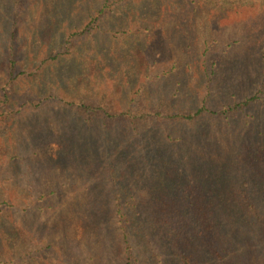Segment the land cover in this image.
<instances>
[{"label": "trees", "instance_id": "trees-1", "mask_svg": "<svg viewBox=\"0 0 264 264\" xmlns=\"http://www.w3.org/2000/svg\"><path fill=\"white\" fill-rule=\"evenodd\" d=\"M100 1V9L94 15L86 13L80 28L49 35L41 48L31 34L36 25L29 16L32 0H7L5 10H0V188L7 182L12 185L10 181L16 187L24 184L19 194L11 189L0 202L2 239L18 234L23 253L17 260L22 264H57L52 259L55 250H49L47 224L37 218L48 220L54 210L49 202L60 201L66 188L79 194L85 212H94L92 200L98 196L87 173L93 169L103 176V197L96 210L106 226L98 230L108 235L110 247L105 258L100 239L83 241L82 251L88 257L78 262L79 256L75 264H264V0ZM133 6L144 18L166 7L173 12L196 13L207 8L217 16L238 12L249 16L247 23L256 41L247 58L253 92L228 89L231 81L225 69L229 64L214 52L206 58L210 64L203 61L195 81L173 91H157L155 96H150V76L138 73L144 76L140 80L146 78L147 87L139 84L130 89L127 103L114 92L112 83L82 87V81L64 88L56 80L45 81L48 70L50 77L58 78L55 68L75 69L84 62L88 54H82L81 47L99 29L104 40L101 48L115 43L135 50L131 62L134 71L136 67L142 72L138 42L148 29L143 33L128 20L137 16ZM119 13L125 20L123 29L99 27ZM239 56L241 61L247 57ZM52 109L78 128L79 146L86 151L78 148L76 160L62 157L60 162L43 166L45 174L62 171L65 176L47 180L44 187L29 188L26 179L35 175L30 172L26 178L24 168L41 167L20 162L24 160L16 153L23 155L26 148L22 144L10 148L16 142L10 124L49 120ZM153 135L159 148L150 151ZM99 148L105 150L104 158ZM120 150L123 153L118 156ZM117 156L132 161L131 167L145 168L149 179L159 175L155 170L160 167V180L165 179L171 189L162 191L157 201L151 198L155 190L151 186H144L141 194L136 192L124 176L127 167L120 168ZM68 165L78 176L70 175ZM96 221L93 225H100ZM64 242L73 249L69 241L62 246Z\"/></svg>", "mask_w": 264, "mask_h": 264}, {"label": "rangeland", "instance_id": "rangeland-1", "mask_svg": "<svg viewBox=\"0 0 264 264\" xmlns=\"http://www.w3.org/2000/svg\"><path fill=\"white\" fill-rule=\"evenodd\" d=\"M38 1L40 9H37L35 4ZM7 0H0V10H5ZM131 4V3H130ZM164 4V3H163ZM32 9L29 16L35 21L36 24L33 29L35 32H31L36 40V46L41 48L46 38L49 35L63 34V31L67 29H77L83 24V18L88 14H96L97 10L101 7L100 0H32ZM136 6V5H135ZM134 7V6H133ZM134 12H137L136 17H132L128 20L134 21L133 24L137 25V28L141 27L142 32L146 33L142 41L138 42V46L142 49V62L140 66L143 68L142 72L133 68L131 62L132 58H135V50H131L129 47L113 44L112 47L104 48V40L102 36L99 37L100 29L97 30L98 34L94 33L93 40L81 47L82 54H88L87 59L75 69H68L65 65H60L54 69V73L58 78H52L50 71L44 75L45 81L56 80L59 84L65 87L78 85L83 81L82 87H86L88 84H94L96 86L103 85L108 86V83H112L113 87L117 89L114 91L116 94L123 98V103H127L130 89H135L139 84L145 85L146 78L140 80L144 76H137L138 73H146L150 76L151 92L150 96H155V92L178 88L191 81H195L197 77L202 73L203 61L210 64V60L206 59L208 54L214 52L216 56L225 59L223 62L228 63L225 74L230 77V90L239 91L242 94H248L253 92L252 86L248 83L250 75H248V55H250L252 49L256 48V41L250 29V23H247L249 16L241 14L236 15H216L209 9H201L196 13H185L178 10L177 12L169 11V7L158 9L154 13H149L148 17L144 18L143 15L138 14L137 9L134 7ZM3 16V11H0V17ZM100 19V18H99ZM105 19V18H103ZM102 20V19H101ZM139 22V24H138ZM123 23L125 20L122 18V14L119 13L114 19L106 18L99 27L103 30H107L114 26L115 29H123ZM132 25V24H131ZM137 32L140 29H136ZM2 35V33H1ZM1 41V40H0ZM91 46H95L91 50ZM91 50V51H90ZM246 54L245 59H240L239 54ZM217 58V57H216ZM67 65V64H66ZM234 70L232 69V66ZM144 71V72H143ZM204 74V73H203ZM40 81H43L41 79ZM186 86V85H185ZM156 89L154 90L153 88ZM53 117L49 120L31 124L26 121L20 120L18 123L12 122L11 133L16 134L13 136L16 142L12 141L9 145L10 148H17L19 144L26 148L23 155L16 153L23 161H20L24 165L36 164L41 169L36 168L33 171H27L25 167L24 172L27 176L34 174V179L29 177L26 179L27 187L31 188L34 185L36 188L44 187L47 180L60 179L65 175L60 171L58 174H45L43 173V166H48L50 163L60 162L62 157H70L75 159V150L82 149V153L86 151V148L81 145L77 139L78 128L72 125L64 116H59L55 109L48 112ZM128 128V126H125ZM35 131H33V130ZM12 137V138H13ZM110 137V135H109ZM156 144V146H155ZM8 146V147H9ZM151 150H157L155 135H153L150 141ZM68 149V150H66ZM63 150L66 154L61 155ZM99 155L105 157V150L98 149ZM154 154L157 152L153 151ZM123 151L118 152V156ZM96 155V154H95ZM117 156V158H118ZM118 161L121 167H127L124 176L128 177V182L135 186L136 192L142 193L145 191L144 186H151L155 188L151 198L156 201L160 199L162 191L171 189V184L164 183L165 179L160 180L163 177V172H160V167L155 171L158 172V176L149 179L144 172L145 168L131 167V162L128 158L119 157ZM127 164H126V163ZM155 168L156 164H152ZM163 166H167L164 164ZM57 168L60 165H56ZM150 169L149 166H147ZM70 168V175L73 173L78 176V172L72 167V165L65 166ZM102 172V171H100ZM87 173L90 175L91 183L95 188L94 193L98 197L93 198V210L94 212L84 211V205L80 199L79 194H72L68 188L65 189L67 194H62L58 198L53 199L49 203H52L54 210L48 215V220L44 217L38 216L41 221L46 222V232H49L50 237L48 243L52 246L49 250H55V254L52 259H57V264H75L78 261L79 256H82L78 262H81L86 256V253L82 251V245L85 241L94 242L96 238L102 242L101 249L103 251V257H106V253L110 247L108 235H105L102 231L98 230V226L102 228L105 226L103 218L98 216L96 210L100 194L103 192L104 184L103 176L97 170L88 169ZM61 178V179H62ZM96 180V181H94ZM10 183L14 184V181ZM5 183L0 188V202L7 199L8 191L13 189L14 194H19L21 188H24L23 183H19L16 186ZM15 187V188H14ZM148 189V187H147ZM82 202V203H81ZM58 204V207L56 206ZM81 204V205H80ZM95 219L97 223L95 224ZM1 225V224H0ZM96 233L100 236H95ZM16 232L14 236L7 235L5 239H2L0 233V264L6 261L9 264L10 259H14V264H22L17 258L22 250V243L19 242ZM63 241H69L73 249H68L66 243L62 246ZM84 241V242H83ZM57 242V244H55ZM75 249V250H74ZM73 250V251H72ZM68 251H72V254ZM90 251H92L90 249ZM96 251V250H95ZM80 253L82 255H80ZM71 257V258H70ZM88 257V256H86ZM37 259V258H36ZM56 264L55 261H51ZM25 264H30L25 263Z\"/></svg>", "mask_w": 264, "mask_h": 264}]
</instances>
